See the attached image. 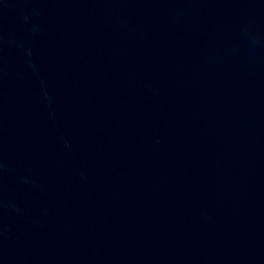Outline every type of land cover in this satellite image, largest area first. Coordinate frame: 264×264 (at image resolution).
I'll return each mask as SVG.
<instances>
[{
    "label": "water",
    "instance_id": "1",
    "mask_svg": "<svg viewBox=\"0 0 264 264\" xmlns=\"http://www.w3.org/2000/svg\"><path fill=\"white\" fill-rule=\"evenodd\" d=\"M0 264H264V0H0Z\"/></svg>",
    "mask_w": 264,
    "mask_h": 264
}]
</instances>
